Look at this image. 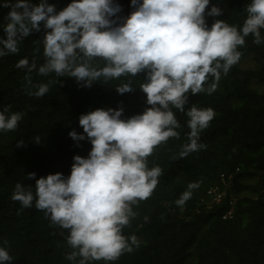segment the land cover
<instances>
[{
    "label": "trees",
    "instance_id": "obj_1",
    "mask_svg": "<svg viewBox=\"0 0 264 264\" xmlns=\"http://www.w3.org/2000/svg\"><path fill=\"white\" fill-rule=\"evenodd\" d=\"M70 0H48L56 10ZM121 6L117 17H125L131 0H114ZM36 4L38 0H30ZM250 0H210L205 19L210 27L216 19L239 27L246 18ZM216 5L219 16H208ZM22 11L21 9H18ZM9 8L0 7V37L6 38L3 25ZM115 19V17H113ZM119 22V21H117ZM45 31H32L19 44L17 53L0 57V110L19 111L22 118L14 130L0 131V246L12 256L11 264H73L66 258L72 251L67 244L68 230L53 225L44 210L22 207L13 200L15 184L35 191V179L56 172L70 174L74 155L87 156V138L75 141L69 132L82 133L81 114L96 108L122 107V118L142 113L146 94L139 88L144 73L121 76L107 82L103 78L83 86L74 77H57L54 72L40 74L45 62L41 40ZM264 35V29L261 30ZM253 36L238 46L239 61L227 74L221 73L215 91L187 94L185 111L193 105L211 107L214 117L200 132L198 143L206 145L179 157L181 145L188 142V117L173 108L181 127L179 137L169 138L154 147L148 166L158 165L161 175L152 194L133 205L137 213L122 229L126 237L135 235L138 246L123 252L115 261L93 260L90 264H264V43ZM35 62L37 69L18 68L19 59ZM96 67L104 61L96 58ZM29 77L31 83L25 77ZM132 81L133 90L118 93L116 87ZM209 76L207 87L212 82ZM48 84L49 90L36 97L29 95L33 85ZM17 141H23L22 145ZM35 173L29 178L28 173ZM190 182H198L183 206L175 204ZM226 194L212 201L206 190L223 186ZM233 197V214L222 218ZM147 217V219H145ZM7 241L5 245L4 242ZM79 260V257H77Z\"/></svg>",
    "mask_w": 264,
    "mask_h": 264
},
{
    "label": "clouds",
    "instance_id": "obj_2",
    "mask_svg": "<svg viewBox=\"0 0 264 264\" xmlns=\"http://www.w3.org/2000/svg\"><path fill=\"white\" fill-rule=\"evenodd\" d=\"M209 3L131 0L134 10L117 17L121 6L114 0H70L59 11L48 0L36 4L0 0V7L9 8L3 25L6 38L0 37V57L17 53L23 38L39 31L43 24L50 31H45L41 40L45 62L38 68L40 74L54 72L57 77H74L83 86H91L101 78L107 82L144 73L139 88L150 107L128 118H122V107L96 108L81 114L78 123L83 132L72 130L69 136L75 141L88 139L91 148L87 156L74 155L67 176L56 172L35 179L34 192L20 182L15 184L13 200L31 207L35 199V207L44 210L53 225L68 230L66 239L72 251L66 258L73 264L115 261L123 252H131L133 245L138 246L137 237H126L122 229L137 215L132 206L152 194L161 175L158 165L148 166L147 157L155 146L180 135L177 129L181 125L173 108L185 112L190 129L179 157L206 147L198 141L214 110L193 105L185 111L187 94L215 91L221 73L227 74L239 61L238 46L244 45L249 34L254 43H264V0H250L239 29L222 19L209 27L205 19ZM221 12L213 5L207 15L219 16ZM96 58L104 61L102 67L94 65ZM16 67L29 73L37 69L27 58L19 59ZM209 76L212 82L205 87ZM33 87L36 90L29 95L36 97L49 90L45 83ZM116 90L121 94L132 91L131 79ZM21 118V112H9L5 106L0 110V131L14 130ZM23 143L17 141L18 146ZM28 176L34 178L36 174ZM222 184L206 190L212 201L218 191L223 193L220 200L225 197L227 185ZM198 186V182H190L175 204L183 206ZM233 201L231 196L222 218L232 216ZM12 260L7 248L0 246V264H11Z\"/></svg>",
    "mask_w": 264,
    "mask_h": 264
},
{
    "label": "built area",
    "instance_id": "obj_3",
    "mask_svg": "<svg viewBox=\"0 0 264 264\" xmlns=\"http://www.w3.org/2000/svg\"><path fill=\"white\" fill-rule=\"evenodd\" d=\"M209 192H210V191H209ZM222 195H223V193H222L221 191L215 192V193H214V196H213V199H214L215 201H219L220 198L222 197ZM229 214H230V211H228L227 214L224 215V217L227 216V215H229Z\"/></svg>",
    "mask_w": 264,
    "mask_h": 264
}]
</instances>
